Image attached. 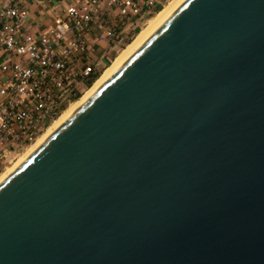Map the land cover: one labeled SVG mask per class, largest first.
Instances as JSON below:
<instances>
[{
	"label": "water",
	"instance_id": "obj_1",
	"mask_svg": "<svg viewBox=\"0 0 264 264\" xmlns=\"http://www.w3.org/2000/svg\"><path fill=\"white\" fill-rule=\"evenodd\" d=\"M0 264H264V0H186L14 170Z\"/></svg>",
	"mask_w": 264,
	"mask_h": 264
},
{
	"label": "built area",
	"instance_id": "obj_2",
	"mask_svg": "<svg viewBox=\"0 0 264 264\" xmlns=\"http://www.w3.org/2000/svg\"><path fill=\"white\" fill-rule=\"evenodd\" d=\"M169 0H0V173Z\"/></svg>",
	"mask_w": 264,
	"mask_h": 264
},
{
	"label": "bare ground",
	"instance_id": "obj_3",
	"mask_svg": "<svg viewBox=\"0 0 264 264\" xmlns=\"http://www.w3.org/2000/svg\"><path fill=\"white\" fill-rule=\"evenodd\" d=\"M186 0H169L164 7L149 20L140 30L136 37L125 48H123L117 57L105 68L102 74L86 90V92L76 101L72 102L63 113L45 130L28 148L13 162L12 165L5 168L0 173V184H2L23 162L36 152L84 103H86L162 26L172 14Z\"/></svg>",
	"mask_w": 264,
	"mask_h": 264
},
{
	"label": "rangeland",
	"instance_id": "obj_4",
	"mask_svg": "<svg viewBox=\"0 0 264 264\" xmlns=\"http://www.w3.org/2000/svg\"><path fill=\"white\" fill-rule=\"evenodd\" d=\"M168 2H169V1H168ZM168 2H167V3H168ZM167 3H166V4H167ZM166 4H165V5H166ZM160 10H161V9H160ZM160 10H159V11H160ZM159 11H158V12H159ZM158 12H156L153 16H151V17L148 19V21L151 20L152 18H154L155 15H156ZM148 21H147V22H148ZM146 24H147V23H146ZM146 24H145V25H146ZM139 32H140V31H139ZM135 37H136V36H135ZM135 37H134V38H135ZM131 42H132V41H131ZM128 44H129V43H128ZM128 44H127V45H128ZM124 48H125V47H124ZM120 51H121V50H120ZM120 51H119V52H120ZM118 54H119V53H118ZM118 54H117V55H118ZM117 55H116V57H117ZM114 59H115V58H114ZM114 59H113V60H114ZM113 60H112V61H113ZM101 74H102V73H101ZM85 92H86V91H85ZM85 92H84V93H85ZM51 125H52V124H51ZM48 128H49V127H48ZM46 130H47V129H46ZM38 139H39V138H38ZM38 139H37L36 141H38ZM36 141H35V142H36ZM27 148H28V147H27ZM27 148H26V149H27ZM26 149H25V150H26ZM25 150H24V151H25ZM24 151H23L22 153H24ZM22 153H20V154L16 157V159L19 158L20 155H21ZM16 159H15V160H16ZM15 160H14L13 162H15ZM13 162H12V164H13ZM12 164H11V165H12ZM9 166H10V165H9ZM3 171H4V170H3ZM3 171H2V172H3Z\"/></svg>",
	"mask_w": 264,
	"mask_h": 264
}]
</instances>
